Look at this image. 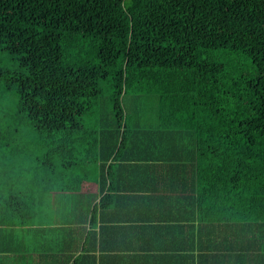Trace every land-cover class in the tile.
I'll list each match as a JSON object with an SVG mask.
<instances>
[{
  "label": "trees",
  "instance_id": "16d2710c",
  "mask_svg": "<svg viewBox=\"0 0 264 264\" xmlns=\"http://www.w3.org/2000/svg\"><path fill=\"white\" fill-rule=\"evenodd\" d=\"M0 52L1 227L76 194L72 264H97L104 176L150 164L175 182L155 199L188 202L212 243L187 264L226 263L217 233L264 260V0H0Z\"/></svg>",
  "mask_w": 264,
  "mask_h": 264
},
{
  "label": "crops",
  "instance_id": "0c3cea01",
  "mask_svg": "<svg viewBox=\"0 0 264 264\" xmlns=\"http://www.w3.org/2000/svg\"><path fill=\"white\" fill-rule=\"evenodd\" d=\"M131 165L137 166L135 162ZM149 166L116 173L113 179L104 176L105 188H113L115 198L101 215L105 229L102 246L97 247V264H187L188 255H199L198 246L202 249L212 244L198 242L197 235L192 237L189 226L193 223L197 229L198 221L188 202L173 208L155 199L164 195V188L173 189L170 185L175 182L164 176V169ZM89 206L76 194L50 195L36 208L31 226H0V264H72L84 253L81 229L89 228ZM232 236L244 242H234L231 247ZM252 238L251 233H217L215 253L220 260L227 258L220 264H264L262 257L252 254Z\"/></svg>",
  "mask_w": 264,
  "mask_h": 264
},
{
  "label": "rangeland",
  "instance_id": "374dc122",
  "mask_svg": "<svg viewBox=\"0 0 264 264\" xmlns=\"http://www.w3.org/2000/svg\"><path fill=\"white\" fill-rule=\"evenodd\" d=\"M0 67H2V68H4V67H6V68H8V69H13V63L10 61V60H8L5 56H4V54L2 53V52H0ZM125 105L127 106V108L128 107H130V98L129 97H127L126 99H125ZM150 108L152 107V106H150V105H148ZM149 110V109H148ZM149 112V111H148ZM147 112H143V114H146ZM153 113V109H152V111H151V114Z\"/></svg>",
  "mask_w": 264,
  "mask_h": 264
}]
</instances>
